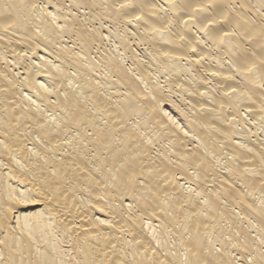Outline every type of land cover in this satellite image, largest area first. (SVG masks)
<instances>
[{"label": "bare ground", "instance_id": "6f19581e", "mask_svg": "<svg viewBox=\"0 0 264 264\" xmlns=\"http://www.w3.org/2000/svg\"><path fill=\"white\" fill-rule=\"evenodd\" d=\"M0 264H264V0H0Z\"/></svg>", "mask_w": 264, "mask_h": 264}]
</instances>
